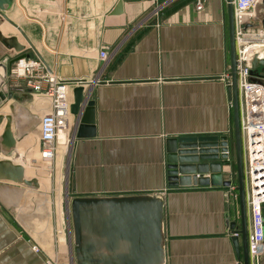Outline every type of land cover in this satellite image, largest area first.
Masks as SVG:
<instances>
[{"label": "crops", "instance_id": "crops-1", "mask_svg": "<svg viewBox=\"0 0 264 264\" xmlns=\"http://www.w3.org/2000/svg\"><path fill=\"white\" fill-rule=\"evenodd\" d=\"M252 27H264V12ZM1 37L22 47L16 52L0 39V80L6 69V93L20 89L0 101V115L16 102L24 133L16 144L20 157L11 161L39 187L0 181V264H74V199L81 201L79 243L91 247V258L132 259L135 225L120 201L137 197L162 204L154 264H243L240 237L239 253L232 242L240 213L229 167L221 166L222 181H231L225 187H168L166 175L167 139L231 133L226 0H12L0 14ZM100 51L107 53L103 61ZM20 55L67 84L70 105L78 86L93 101L94 137L76 139L78 118L70 113L63 186L62 174L47 179L55 161L46 169L39 156L49 100L13 73L10 63ZM245 213L248 230L246 206ZM143 242L149 246L136 255L151 258L150 235ZM257 264H264V248Z\"/></svg>", "mask_w": 264, "mask_h": 264}, {"label": "water", "instance_id": "water-1", "mask_svg": "<svg viewBox=\"0 0 264 264\" xmlns=\"http://www.w3.org/2000/svg\"><path fill=\"white\" fill-rule=\"evenodd\" d=\"M227 3V22H228V37H229V62L230 82L228 91L232 102V117L233 126L230 135L222 136H199V137H182L169 138L166 140V175L168 187H188L197 184H208L211 186H230L231 181H237V192L239 201L240 213V231L238 235L241 240L243 264H249L248 248H247V228H246V213L244 199V183H243V164H242V146L239 131V112H238V97L236 88V61H235V44L233 35V19L231 0H226ZM12 0H0V14L10 8ZM252 27V26H251ZM8 49H13L16 52L22 50L21 46L15 43V39L0 38ZM22 55L13 59L10 64L21 58ZM246 63L250 68L251 75H257L264 79V50L251 49L246 54ZM6 78L5 73L0 80V101H8L12 99V92L20 89L10 88L6 93L7 88L4 85ZM73 102L70 105V113L78 118V126L76 130V139L92 138L94 132V110L93 101L85 100L83 89L81 86L75 87L72 90ZM19 105L13 102L9 105V114L0 115V125L5 121L2 132L0 133V153L7 160H0V181H10L23 187L38 188L39 184L35 178L27 179L24 176V168L21 165L13 164L11 160H17L20 155L16 150V144L22 139L23 132L17 127ZM12 125L14 127L12 131ZM230 157H234L230 160ZM229 167L232 175L231 181H222L221 166ZM210 173L209 178L199 179L196 174ZM203 180V182H201ZM80 200L74 199L71 204V215L73 219L75 245L77 255L75 256L76 264H105V261L91 258V250L89 245L79 243V229L76 224L79 220V204ZM124 206H129L132 212V259L121 257V264H154L155 257L160 250V225L162 215L161 201L156 197H137L132 200L120 201ZM126 204V205H125ZM136 223V224H135ZM230 229L235 228V223L229 224ZM146 235H150L152 248L154 249L151 258L145 259L136 255V251L143 252L148 244H145ZM142 241V242H138ZM232 242L235 251L239 253L238 237H233ZM111 247V244L108 245Z\"/></svg>", "mask_w": 264, "mask_h": 264}, {"label": "built area", "instance_id": "built-area-1", "mask_svg": "<svg viewBox=\"0 0 264 264\" xmlns=\"http://www.w3.org/2000/svg\"><path fill=\"white\" fill-rule=\"evenodd\" d=\"M263 1L231 0L244 199L249 221L247 248L249 260L255 264L264 248V79L250 74L246 54L251 49L264 50V27H251L258 18V7ZM196 7L199 9L200 4ZM98 56L103 61L107 53L100 51ZM13 73L25 78L33 92L49 100V109L40 118L38 140L41 160L52 161L58 147L68 143V85L46 71L38 60L19 58L14 63Z\"/></svg>", "mask_w": 264, "mask_h": 264}, {"label": "rangeland", "instance_id": "rangeland-1", "mask_svg": "<svg viewBox=\"0 0 264 264\" xmlns=\"http://www.w3.org/2000/svg\"><path fill=\"white\" fill-rule=\"evenodd\" d=\"M258 10H259V12L260 13H263L264 12V1L262 2V4L258 7ZM14 68V67H13ZM229 85V84H228ZM47 111V110H46ZM46 111H44L43 113H42V115L46 112ZM60 147H62V149H57V151H56V153H55V155H54V159L52 160V161H43V160H41V162L44 164V167L46 168V169H48V167H49V164L51 163V162H53V161H55V166L50 170V172L52 173V176H51V178H47V179H49L48 180V182H52V183H54V177H55V172L56 173H59V175H61L62 174V178H61V184H60V181H59V185L60 186H63V177H64V175H65V169H64V158H65V156H66V153H67V151L65 150V152L63 151V148H64V146H60ZM60 151V152H59ZM62 159V165L60 164V165H58V163L59 162H57V161H60ZM62 167H63V169H62ZM59 178H60V176H59ZM45 180V179H44ZM47 181V180H46ZM236 183H237V181H236ZM243 183H244V175H243ZM236 186H237V184H236ZM244 189H245V187H244ZM244 195H245V190H244ZM76 245H73V249H72V251H73V256H74V264H76V260H75V256L77 255V252H76Z\"/></svg>", "mask_w": 264, "mask_h": 264}, {"label": "bare ground", "instance_id": "bare-ground-1", "mask_svg": "<svg viewBox=\"0 0 264 264\" xmlns=\"http://www.w3.org/2000/svg\"><path fill=\"white\" fill-rule=\"evenodd\" d=\"M58 149H62V147L59 146Z\"/></svg>", "mask_w": 264, "mask_h": 264}]
</instances>
